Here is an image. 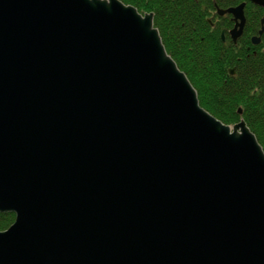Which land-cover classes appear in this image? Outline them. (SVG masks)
<instances>
[{
    "label": "water",
    "instance_id": "obj_1",
    "mask_svg": "<svg viewBox=\"0 0 264 264\" xmlns=\"http://www.w3.org/2000/svg\"><path fill=\"white\" fill-rule=\"evenodd\" d=\"M245 5L216 8L233 43ZM0 213V264H264V152L200 107L152 13L0 0Z\"/></svg>",
    "mask_w": 264,
    "mask_h": 264
},
{
    "label": "trees",
    "instance_id": "obj_2",
    "mask_svg": "<svg viewBox=\"0 0 264 264\" xmlns=\"http://www.w3.org/2000/svg\"><path fill=\"white\" fill-rule=\"evenodd\" d=\"M119 1L140 14H153L167 54L196 91L200 106L225 125L242 119L264 152V33L259 45L246 42L259 30L264 9L246 0ZM243 2V35L236 45L223 43L220 34L232 27L230 17L215 19L211 14L215 7L227 9ZM13 221V214L0 213V231Z\"/></svg>",
    "mask_w": 264,
    "mask_h": 264
},
{
    "label": "flooded vegetation",
    "instance_id": "obj_3",
    "mask_svg": "<svg viewBox=\"0 0 264 264\" xmlns=\"http://www.w3.org/2000/svg\"><path fill=\"white\" fill-rule=\"evenodd\" d=\"M216 8L217 9H220V8H218V7H215V11H214V14L217 16V17H219V18H223V17H225V16H229L230 17V21L232 22V27L229 29V30H231L232 28H233V26H234V22H233V20H232V16L231 15H223V16H219L217 13H216ZM225 10V9H224ZM213 14V18L215 17V19H216V16ZM245 16V15H244ZM245 24H246V18H245ZM245 26V25H244ZM260 27H261V23H260ZM229 30H227V31H225V30H222L223 32H224V40H222L221 39V34H220V39H221V41L223 42V43H227V42H230V43H232L233 45H236L237 44V42H238V40H237V42L236 43H233L232 41H231V38H230V35H229ZM259 30H260V28H259ZM258 30V31H259ZM221 31V32H222ZM258 31H257V33L254 35V36H257L258 35ZM243 32H244V28H243ZM243 32H242V34H241V36L243 35ZM263 35V34H262ZM262 35L260 36V42L257 44V45H259L260 43H261V37H262ZM254 36H250V37H248L247 39H246V42L248 41L251 45H252V43H251V40H252V38L254 37ZM240 38V37H239ZM252 46H254V45H252ZM256 46V45H255ZM234 75V74H233Z\"/></svg>",
    "mask_w": 264,
    "mask_h": 264
},
{
    "label": "bare ground",
    "instance_id": "obj_4",
    "mask_svg": "<svg viewBox=\"0 0 264 264\" xmlns=\"http://www.w3.org/2000/svg\"><path fill=\"white\" fill-rule=\"evenodd\" d=\"M166 53H167V52H166ZM198 102H199V101H198ZM199 105H200V104H199ZM200 107H201V106H200ZM1 214H3V213H1ZM11 214H13V213H11ZM13 215H14V214H13ZM14 221H15V215H14ZM14 221H13V223H14ZM13 223H12L11 225H13ZM11 225H10V226H11ZM10 226H9V227H10ZM9 227H8V228H9ZM8 228H7V229H8ZM7 229H6V230H7ZM6 230H3V231H6ZM3 231H0V232H3Z\"/></svg>",
    "mask_w": 264,
    "mask_h": 264
},
{
    "label": "rangeland",
    "instance_id": "obj_5",
    "mask_svg": "<svg viewBox=\"0 0 264 264\" xmlns=\"http://www.w3.org/2000/svg\"><path fill=\"white\" fill-rule=\"evenodd\" d=\"M213 14H214V13L211 14L212 18H213ZM214 15H215V14H214ZM212 18L209 17L208 19H212ZM263 33H264V31H263ZM256 46H257V45H256ZM240 120H241V119H240ZM229 126H232V125H229Z\"/></svg>",
    "mask_w": 264,
    "mask_h": 264
}]
</instances>
